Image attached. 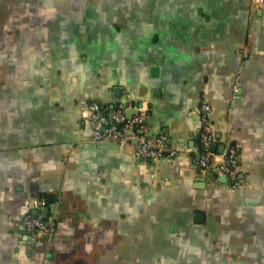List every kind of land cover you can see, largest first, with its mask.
<instances>
[{
  "label": "crops",
  "instance_id": "1",
  "mask_svg": "<svg viewBox=\"0 0 264 264\" xmlns=\"http://www.w3.org/2000/svg\"><path fill=\"white\" fill-rule=\"evenodd\" d=\"M258 7L0 0V264H264ZM92 99L142 101L144 135L165 133L177 154L153 163L129 153L136 128L93 142L82 117ZM203 99L217 144L239 150L238 190L197 171ZM42 199L55 224L33 238L18 217Z\"/></svg>",
  "mask_w": 264,
  "mask_h": 264
},
{
  "label": "built area",
  "instance_id": "2",
  "mask_svg": "<svg viewBox=\"0 0 264 264\" xmlns=\"http://www.w3.org/2000/svg\"><path fill=\"white\" fill-rule=\"evenodd\" d=\"M257 6H261L264 0H255ZM130 106L119 104L113 111L111 119H106L105 126L104 114L108 111L106 106L95 99H92L83 113V119L92 126V140L95 143L115 140L122 141L129 137L125 131L142 125L145 120L144 110L137 111L132 117H129L127 110ZM212 104L209 100L203 99L200 105L201 129L199 136L200 158L196 160V166L201 172L211 173L217 177L225 175L228 178L232 189L238 190L246 185L247 177L243 163L239 155L237 146L230 141L224 143L222 151L213 149L217 144L215 130L211 122ZM137 133L130 135V138L137 137ZM140 145L136 150V155L156 162L159 158L167 155L177 154V148H169L168 136L160 133L156 137H140ZM167 152V153H166ZM47 200L42 199L37 214L27 212L18 217V221L23 229L33 238L50 237L52 235L55 218L51 217L49 221L44 219L41 210L47 206Z\"/></svg>",
  "mask_w": 264,
  "mask_h": 264
},
{
  "label": "water",
  "instance_id": "3",
  "mask_svg": "<svg viewBox=\"0 0 264 264\" xmlns=\"http://www.w3.org/2000/svg\"><path fill=\"white\" fill-rule=\"evenodd\" d=\"M264 8V3L261 5V6H259L258 7V11H259V14H262V12H263V9ZM96 100V99H95ZM97 101H99V100H97ZM100 102V101H99ZM101 103V102H100ZM119 103L120 102H112L110 105H109V107H108V111L104 114V119H105V126H106V124H107V121H106V119H111L112 118V115H113V111H114V109L119 105ZM121 103H123V105L125 104V106H129V101H125V102H121ZM101 105L104 107L105 105L103 104V103H101ZM143 109V104H142V101H139L138 102V104L135 106V107H130L128 110H127V114H128V116L129 117H132L137 111H141ZM82 117H83V115H82ZM83 121H84V119H83ZM86 122V121H85ZM87 123H89V122H87ZM200 123H201V120H200ZM146 124V121L144 120L143 121V123H142V125H145ZM142 125H137L135 128H136V133H137V137H135V138H133V139H131V142L129 143V142H125L124 143V146H125V148H126V150L129 152V153H131V154H135V151L139 148V143H140V137L142 136V135H144V130L141 128V126ZM91 126V125H90ZM91 128H92V126H91ZM130 132L131 131H129V130H127V131H125V134L126 135H128V134H130ZM164 132H166V131H164ZM145 136V135H144ZM200 136V132H198V134H197V137H199ZM216 136V138H218L219 137V134H216L215 135ZM168 143H171V140H169L168 139ZM196 145V152H197V158H196V160H199V158H200V153L198 152V150H199V143H196L195 144ZM224 143L223 144H220V145H218V144H214L212 147H213V149L214 150H217V151H222V149L224 148ZM167 153V152H166ZM142 160H144L143 158H142ZM149 162H151V160H148ZM154 163V162H153ZM200 174L202 173L201 171H200V169H198L197 170ZM213 175V174H212ZM214 176V178H216V180L218 181V182H221V183H228L229 184V180H228V178H227V176H225V175H221V176H219V177H217L216 175H213ZM229 187H230V185H229ZM231 188V187H230ZM232 189V188H231ZM232 190H235V189H232ZM52 198L53 197H51V196H49V199H48V201L49 202H51V201H53L52 200ZM32 211H31V213H33V214H37L38 212H39V210H38V208H35V205H32ZM41 212H42V214L44 215V219L46 220V221H49L50 220V218L52 217V212H50V208L48 207V206H46V207H44L42 210H41ZM197 220H199V221H201V220H203V213L202 212H198V215H197Z\"/></svg>",
  "mask_w": 264,
  "mask_h": 264
}]
</instances>
